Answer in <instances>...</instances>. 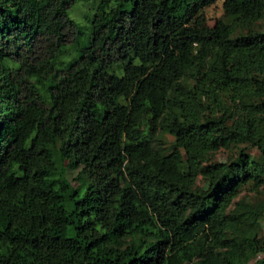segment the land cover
Returning <instances> with one entry per match:
<instances>
[{
  "label": "trees",
  "instance_id": "trees-1",
  "mask_svg": "<svg viewBox=\"0 0 264 264\" xmlns=\"http://www.w3.org/2000/svg\"><path fill=\"white\" fill-rule=\"evenodd\" d=\"M80 1L0 0V264L264 252V0Z\"/></svg>",
  "mask_w": 264,
  "mask_h": 264
},
{
  "label": "rangeland",
  "instance_id": "rangeland-1",
  "mask_svg": "<svg viewBox=\"0 0 264 264\" xmlns=\"http://www.w3.org/2000/svg\"><path fill=\"white\" fill-rule=\"evenodd\" d=\"M99 0H81L73 9L72 15L75 16V18L81 23L83 28H87L89 22H88V15L92 13V7L95 6V4ZM224 0H216L211 5H208L204 8V13L207 18V22L209 24H214L219 19H226L224 6H223ZM258 26L261 28H264V21H261L258 23ZM170 138H172L171 135H169ZM247 146L246 144H244ZM239 150V147L237 146H229V147H219L216 150H214L211 155V160H228L233 158ZM248 150L254 154L258 155L260 153V150L256 147H248ZM198 185H203V173L201 172L198 177L197 181ZM242 197L245 200H249L251 203H256L259 201H264V187L263 185L259 186L258 188H254L252 183L245 184L239 193L238 197ZM258 229L262 235H264V215L260 218V226H258ZM264 256V252H261L260 254L252 257L250 260L247 261L246 264H264L263 261H261V257Z\"/></svg>",
  "mask_w": 264,
  "mask_h": 264
}]
</instances>
